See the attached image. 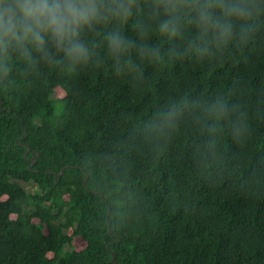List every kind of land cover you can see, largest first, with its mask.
Returning a JSON list of instances; mask_svg holds the SVG:
<instances>
[{
    "label": "trees",
    "instance_id": "16d2710c",
    "mask_svg": "<svg viewBox=\"0 0 264 264\" xmlns=\"http://www.w3.org/2000/svg\"><path fill=\"white\" fill-rule=\"evenodd\" d=\"M209 71L201 87L264 86L255 54L176 65L143 92L103 67L0 73V264H114L111 251L119 264H264V195L199 175L183 141L156 154L136 139L173 77Z\"/></svg>",
    "mask_w": 264,
    "mask_h": 264
},
{
    "label": "clouds",
    "instance_id": "9594fccd",
    "mask_svg": "<svg viewBox=\"0 0 264 264\" xmlns=\"http://www.w3.org/2000/svg\"><path fill=\"white\" fill-rule=\"evenodd\" d=\"M264 57V0H0V73L111 69L141 92L176 65L214 70ZM149 69L152 71L149 72ZM185 74L154 96L136 128L153 153L178 140L196 172L264 195V86L201 87Z\"/></svg>",
    "mask_w": 264,
    "mask_h": 264
},
{
    "label": "water",
    "instance_id": "95a60500",
    "mask_svg": "<svg viewBox=\"0 0 264 264\" xmlns=\"http://www.w3.org/2000/svg\"><path fill=\"white\" fill-rule=\"evenodd\" d=\"M2 101H1V105H2ZM26 146H27V151H26V153H28L29 151H30V149H31V147L28 145V144H26ZM37 152V150H35V151H33V153H34V155H35V153ZM64 173V168L57 174L58 176H61L62 174ZM87 183V179H86V182H85V184ZM110 214H111V207H109V213H108V221H109V226L111 225V220H110ZM111 228V227H110ZM111 253H112V263H114V264H119L118 262H117V260H116V258H117V254L114 252V251H111Z\"/></svg>",
    "mask_w": 264,
    "mask_h": 264
},
{
    "label": "rangeland",
    "instance_id": "374dc122",
    "mask_svg": "<svg viewBox=\"0 0 264 264\" xmlns=\"http://www.w3.org/2000/svg\"><path fill=\"white\" fill-rule=\"evenodd\" d=\"M24 185L30 191H34L36 188L35 182L25 183Z\"/></svg>",
    "mask_w": 264,
    "mask_h": 264
}]
</instances>
